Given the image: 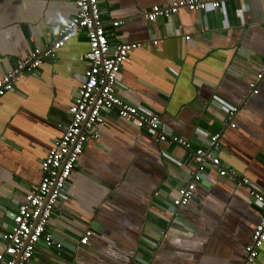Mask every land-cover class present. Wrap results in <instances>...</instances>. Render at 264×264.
Wrapping results in <instances>:
<instances>
[{
    "label": "crops",
    "instance_id": "0c3cea01",
    "mask_svg": "<svg viewBox=\"0 0 264 264\" xmlns=\"http://www.w3.org/2000/svg\"><path fill=\"white\" fill-rule=\"evenodd\" d=\"M174 1L99 0L110 45L143 43L123 65L117 92L156 113L168 137L189 140L192 150L220 134L219 158L234 180L209 167L190 205L176 209L177 190L195 169L191 150L104 110L47 226L63 247L38 245L28 264H243L261 208L235 178L264 187V79L257 93L249 84L264 63V0H217L219 10L147 20L154 6ZM77 13L75 0H0V78L50 47ZM88 50L85 34L75 33L0 99V252L69 122ZM88 229L94 234L81 245Z\"/></svg>",
    "mask_w": 264,
    "mask_h": 264
},
{
    "label": "built area",
    "instance_id": "2783aa9c",
    "mask_svg": "<svg viewBox=\"0 0 264 264\" xmlns=\"http://www.w3.org/2000/svg\"><path fill=\"white\" fill-rule=\"evenodd\" d=\"M75 3L78 8L77 15L59 29L52 45L44 50L36 48L0 78L1 99L15 89L24 73L37 70L45 59L55 60L59 50L75 33L83 32L88 39L89 50L82 58L89 66L81 78L78 95L69 108V122L63 127V134L56 141L55 147L42 160L41 181L31 186L17 211L11 216L10 227H7L4 235L8 243L0 252V264H28L33 260L38 245L62 249V242L55 238L47 226L91 136L98 137L93 132L96 126L104 122L102 116L104 110H116L124 120L134 122L138 128L154 132L159 142L170 140L186 150H191L195 169L191 173V179L177 190L173 202L176 209L190 205L198 183L205 182L206 169L209 167L220 177L231 180L235 177L221 164L220 134L211 136L207 148L192 150L189 140L178 136L168 137L156 113L131 105L119 96L117 86L121 69L130 52L141 48L143 43L124 42L110 45L99 0H75ZM221 8L222 3L217 0H177L167 5L154 6L146 13V18L149 22H155L159 18H172L182 9L197 12ZM123 23V20L112 22L114 27ZM186 38L189 40L191 37ZM153 43L157 44L158 40ZM263 79L264 63L258 70L255 80L249 83L255 93L258 92V83ZM237 112L238 108L234 107L229 110V115L234 117ZM231 126L235 127V124L232 123ZM235 179L239 186L248 189L252 201L261 208L259 223L251 234L250 243L245 246L243 260V264H257L264 246V187L250 184L247 178ZM93 234V230L88 229L80 239V244H88Z\"/></svg>",
    "mask_w": 264,
    "mask_h": 264
},
{
    "label": "water",
    "instance_id": "95a60500",
    "mask_svg": "<svg viewBox=\"0 0 264 264\" xmlns=\"http://www.w3.org/2000/svg\"><path fill=\"white\" fill-rule=\"evenodd\" d=\"M169 19H171V18H169Z\"/></svg>",
    "mask_w": 264,
    "mask_h": 264
}]
</instances>
